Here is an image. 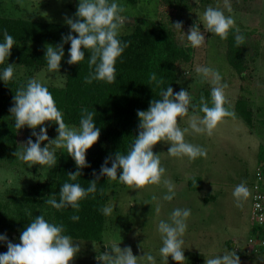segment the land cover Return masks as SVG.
I'll use <instances>...</instances> for the list:
<instances>
[{"label": "rangeland", "instance_id": "obj_1", "mask_svg": "<svg viewBox=\"0 0 264 264\" xmlns=\"http://www.w3.org/2000/svg\"><path fill=\"white\" fill-rule=\"evenodd\" d=\"M120 2L125 7L120 35L130 32L140 21L157 20L173 31L177 43L191 49L190 59L177 64L174 92L181 88L188 89L197 105L201 103V96L211 104L213 85L202 80L196 72L198 65L210 66L217 69L228 84L225 106L235 112V117L224 118L211 135L207 132L193 133L188 116L181 121L178 117L180 127L188 129L185 139L205 147L207 156L194 160L187 156H171L167 153L170 141H160L153 146L154 153L160 155L161 163L167 170L165 175L176 184L177 195L172 201L162 199L167 191L163 185L136 189L109 179L106 205H114V211L110 216L104 215L102 238L98 242L76 239L79 252L70 264H103L97 257L106 250L105 242L111 239L121 240L120 246H130L137 256L151 251L156 255L158 264H163L158 255L162 240L156 226L160 219L170 220V214L176 207L190 208L192 213L184 235V264H205L206 257L231 249L237 252L241 264H264V257L252 256L246 246L251 233V195L243 202V207L236 206L232 195L234 187L241 182H245L250 189L259 164H264V0H231L233 11L228 13L225 9L226 15L235 18L236 27L246 37L242 44L246 64L243 78L226 61V43L208 35L206 25L205 28L203 25L205 9L208 6L224 8V0H188L189 7L185 9H168L161 0H136L133 6L126 0ZM78 3L79 0H0V16L68 25L66 18H72ZM178 20L183 21L185 34L196 23L205 35L206 43L198 48L191 47L186 36L172 25ZM41 52L45 53L46 49ZM9 63L16 64L17 81L27 82L28 78L36 77L48 85H64L65 73L62 69L56 74L49 73L47 67L33 70L18 63ZM239 99L247 100L251 111V128L236 113L235 103ZM192 115L204 114L197 108L189 113V116ZM57 128L53 126L47 129L49 139L58 136ZM29 137L33 141L36 139L32 131L19 132L21 144L26 143ZM47 143L43 141L41 146ZM15 152L0 158V211L9 218L15 217L20 206V192L51 177L56 167L31 165L15 157ZM67 153L65 147L56 149L57 159L59 155ZM153 195L160 199L153 200ZM0 234H6L13 243H20L21 233L0 229ZM232 244H235V248H232ZM6 251L7 241H0V253ZM168 264L179 262L169 256Z\"/></svg>", "mask_w": 264, "mask_h": 264}, {"label": "clouds", "instance_id": "obj_2", "mask_svg": "<svg viewBox=\"0 0 264 264\" xmlns=\"http://www.w3.org/2000/svg\"><path fill=\"white\" fill-rule=\"evenodd\" d=\"M233 11L231 0H224V8L208 6L203 19L206 30L215 33L222 39H227L232 31L237 46H241L246 37L236 27L235 18L225 13ZM125 7L120 0H79L76 19L66 18V23L71 31L62 37L63 43L55 46L48 44L45 57L49 73L59 74L61 61L65 56L64 43L70 42L68 48L69 64H76L86 57L85 49L90 50L88 64L91 71L85 77V82L90 84L94 80L114 83L117 76L116 62L121 57L128 42L122 41L120 29L124 17L122 13ZM200 19V18H199ZM173 27L180 30L186 36L190 46L198 48L206 43L205 35L200 27L194 23L187 34L182 30L183 21L172 23ZM78 33L73 35L72 33ZM16 45V40L7 30L3 32V39L0 40V80L12 81L16 79V64L8 62L11 49ZM196 72L201 79L210 82L211 104L201 96V103L193 102V97L188 89L181 88L174 92L168 85L161 87L158 99H153L147 110H137L139 117L138 135L126 153L118 151L115 158L106 157L101 165L99 174L89 181L87 188L80 183H74L81 175V169L89 166L86 160V151L97 142L101 129L96 126L95 112L89 111L86 107L81 109L79 127H69L63 118V112L56 105L53 94L48 86L36 77L28 78L25 85L17 88L14 103L9 111L14 116L15 127L20 129L24 126L31 128L32 136L23 148L17 150L14 155L19 160L30 162L31 165L55 167L57 164L56 149L65 147L69 155L75 160L77 170L67 173L69 181H65L59 189V200L55 194L53 198L46 201L57 210L72 208L78 210L80 201L90 193L97 191V182L100 176L107 179L118 180L134 188H142L147 185H163L167 191L162 199L172 201L176 195V184L168 178L166 168L161 163L160 155L154 153L153 146L160 141H170L167 153L174 157L187 156L194 160L198 157H206L207 149L201 145L193 144L185 139L187 128H181L180 121L188 116L189 126L193 133L207 132L211 135L215 127L226 117H235V112L226 107L225 89L228 87L223 81L221 73L210 66L198 65ZM152 80L157 85L164 83V77L159 80L153 73ZM199 110L203 116L192 115L190 112ZM189 109H192L191 111ZM45 121L55 122L58 125V136L49 139ZM39 126V131H36ZM43 141L47 144L41 146ZM55 147H51V145ZM111 159V166L108 160ZM119 172V174H118ZM237 207H243V202L251 195L250 189L245 182L237 184L232 193ZM153 200L160 197L153 195ZM114 211V205H105L101 212L110 216ZM159 211V209H157ZM191 209L187 207H176L170 214V220L160 219L156 230L160 234L162 244L158 249V255L163 264H168V258L184 264V235L188 229V218L191 216ZM79 215H72L71 220L78 221ZM20 243H13L6 234H0V241H7V251L0 253V264H70L74 256L79 252V244L76 239L66 233L63 223L57 224L47 220L44 215L35 216L27 224L19 237ZM121 240L111 239L105 242L106 250L99 254L98 260L103 264H158L157 257L151 251H144V254L137 256L133 254L130 246L121 247ZM205 264H241L240 257L235 250L225 251L221 254L206 257Z\"/></svg>", "mask_w": 264, "mask_h": 264}, {"label": "trees", "instance_id": "obj_3", "mask_svg": "<svg viewBox=\"0 0 264 264\" xmlns=\"http://www.w3.org/2000/svg\"><path fill=\"white\" fill-rule=\"evenodd\" d=\"M135 5L136 0H126ZM168 9H185L189 7L188 0H161ZM208 1V0H207ZM73 11L72 18L76 19ZM7 30L16 40L11 49L8 62L18 63L33 70L47 67V60L42 49L48 44L55 46L63 43L62 37L70 31L69 25L55 22H45L22 18L0 16V40L3 32ZM241 32V31H240ZM78 35V33H72ZM207 34L226 43L225 58L229 66L243 78L246 64L243 60L242 45L237 46L234 35L230 31L227 39H222L215 33ZM122 41L128 42L121 57L117 59V80L114 83L94 80L88 84L85 77L91 69L88 64L90 50L85 49L86 57L76 64L67 63L70 42L64 43L66 55L61 61V68L65 73L63 86L48 85L53 94L56 105L63 112L64 122L69 127H79L81 109L86 107L94 111L96 126L101 129L100 136L86 151L87 167L81 169V175L74 183L83 187L89 186V181L95 178L93 170L99 174L100 167L106 157L115 158L120 151L126 153L138 135L139 117L137 110H147L153 99H158L161 87L170 85L173 90L177 84V64L190 59L191 49L177 43L173 31L161 21L143 20L137 23L130 32L120 35ZM7 62V61H6ZM4 67L0 65V68ZM153 73L157 80L164 77V83L157 85L152 80ZM25 81L0 80V158L8 157L16 150H21L19 132L33 131L28 126L20 129L15 127L14 116L9 109L13 105L17 88L25 85ZM238 116L252 127L251 111L246 99H239L235 103ZM47 129L58 126L55 122L45 121ZM39 129L37 126L36 130ZM111 166V159L108 160ZM259 167L264 168L260 163ZM77 165L69 155H59L55 170L51 177L41 183L29 186L19 194L20 206L15 217H7L0 211V229L14 233H21L27 224L37 215L57 224L63 223L66 233L73 239L98 242L101 240L105 217L101 212L107 202L108 180L100 176L97 182V191L90 193L80 201L78 210L70 207L57 210L46 203L51 194L59 200L60 186L69 181L67 173L75 172ZM1 209V205H0ZM46 209V212H43ZM79 215L78 221L71 220L72 215Z\"/></svg>", "mask_w": 264, "mask_h": 264}, {"label": "built area", "instance_id": "obj_4", "mask_svg": "<svg viewBox=\"0 0 264 264\" xmlns=\"http://www.w3.org/2000/svg\"><path fill=\"white\" fill-rule=\"evenodd\" d=\"M250 189L251 233L246 246L252 256L264 257V168H257Z\"/></svg>", "mask_w": 264, "mask_h": 264}, {"label": "water", "instance_id": "obj_5", "mask_svg": "<svg viewBox=\"0 0 264 264\" xmlns=\"http://www.w3.org/2000/svg\"><path fill=\"white\" fill-rule=\"evenodd\" d=\"M232 248H235V244H232Z\"/></svg>", "mask_w": 264, "mask_h": 264}]
</instances>
